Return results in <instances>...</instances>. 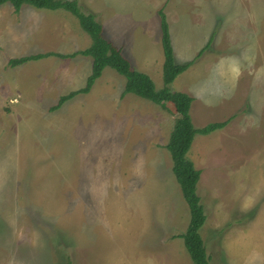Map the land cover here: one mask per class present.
<instances>
[{"label":"rangeland","instance_id":"rangeland-1","mask_svg":"<svg viewBox=\"0 0 264 264\" xmlns=\"http://www.w3.org/2000/svg\"><path fill=\"white\" fill-rule=\"evenodd\" d=\"M77 2L101 25L121 13L138 23L136 31L152 41L136 38L127 24L121 41L144 71L150 66L141 63L159 53L163 60L165 14L176 62L193 61L180 74L184 81L170 87L196 93L194 127L230 120L197 134L188 153L201 173L197 194L207 220L200 234L209 264H264V0ZM200 4L212 8L207 21L215 17L208 44L199 38L206 28ZM14 11L10 3L0 7V264H193L178 237L190 209L165 147L179 114L134 94L121 97L126 79L110 67L89 93L53 110L86 85L92 57L49 56L17 67L10 59L70 55L92 39L64 9L25 4ZM235 57L247 66L217 84L215 66L235 68ZM200 59H213L207 74L198 73ZM154 76L162 89L163 77ZM233 78L232 90L226 85Z\"/></svg>","mask_w":264,"mask_h":264},{"label":"trees","instance_id":"trees-1","mask_svg":"<svg viewBox=\"0 0 264 264\" xmlns=\"http://www.w3.org/2000/svg\"><path fill=\"white\" fill-rule=\"evenodd\" d=\"M6 3H10L16 12L25 4L38 9H64L69 11L78 18L80 26L92 39V43L87 49L74 52L70 55L52 52L45 53V55H30L10 59V66L17 67L28 61L49 56L69 58L84 55L92 57V71L87 78L86 85L80 90L60 97L58 104L52 108L53 110L59 109L64 103L73 99L76 95L89 93L92 85L101 77L104 69L110 67L126 79L121 97L127 94H134L142 99L159 104L165 109L168 108L170 113L179 114V117L174 122L169 140L165 145L173 162L172 171L177 183L181 187L191 216L186 232L178 235V237L184 240L185 248L193 264H209V257L200 234L207 220L204 206L197 194V184L200 180L201 173L188 158V153L197 134L207 135L224 128L230 120L209 123L200 129L194 127L190 115L193 98L188 94L175 92L170 87L176 78L188 69L193 61L184 64H178L176 62L170 39L169 25L165 14L160 12L161 42L164 52V86L162 89H157L155 83L147 74L134 69L130 61L124 57L122 51L104 37L103 27L97 21L96 16L91 13H83L78 6L77 0H0V7Z\"/></svg>","mask_w":264,"mask_h":264},{"label":"crops","instance_id":"crops-1","mask_svg":"<svg viewBox=\"0 0 264 264\" xmlns=\"http://www.w3.org/2000/svg\"><path fill=\"white\" fill-rule=\"evenodd\" d=\"M199 7H200L199 9L201 11V13H200L201 16H202V12H203L204 13V18H205V19H202L200 17L201 19H199V25L202 23V25H200V26L206 27V28H204V30H201L200 29V31H199V33H200L199 38H202V39L207 40L206 44H208L212 40L213 34H214V30L216 28V25H215V17H213V21L212 22H210L211 21V18H210V21H207V18H206V16H208L207 10H210L211 11L212 8H210V6H207L205 4H200ZM185 14H186V12H184L182 14L183 15L182 22L185 21L186 18L189 19L188 15L187 14L185 15ZM200 20H202V21L200 22ZM167 22H168V20H167ZM126 24L132 30V34L135 35L136 38H139L140 37V34H141L145 38V40L152 41L147 33L144 34L142 32L136 31V29L138 28V23L135 20H126V18H125V16H124L123 13H121L120 15H117L115 17H110L108 19V21H107V24L106 25H102V27H103V35L114 46H116L117 48H119L122 51V54L124 55V57L127 58L130 61V63H131V60L128 57L131 54V52L130 51L126 52L124 50V45H123V42L121 41L122 40L121 39V36H122V32H121L122 31V27L124 25H126ZM216 24L218 26V24H220V20H218ZM168 25H169V23H168ZM189 25H191L190 24V21H189ZM226 27H228L227 34H228V32L233 31L232 30V24L231 25H228ZM181 28H182V31L185 33V30L186 29L183 28V25L182 24H181ZM170 39H171V37H170ZM141 41H142V39H141ZM141 41H139V42H141ZM156 45L158 46L157 43H156ZM161 46H162V42H161ZM205 49H203V50H205ZM162 52H163V47H162ZM139 55L141 57H143V55L141 53H139ZM224 56L225 55H222L221 57H219V62H218L219 65L221 63L222 58H224ZM217 57H215V58H217ZM238 59L239 58H237V57L234 58L233 64L235 65V68L233 66H231L230 68H227V69H224V68L220 69V66L219 67L218 66H215V76L217 75L218 77L216 79H214V80L217 82V84H218V82H220V80L222 82H226L227 81V78L236 77L239 74V72H238L239 70L243 71V69H245V67L247 66V63L244 64V65H242L243 63L240 62ZM154 60H156V62H154ZM191 61H192V59H191ZM206 62L207 61H205V60H202V62H201V59L199 61L197 60L196 65H200V68L197 69L198 70V73H206L207 74L208 72H210V69L212 67L211 63H213V59H212V61L210 63L209 62L206 63ZM145 63H147V65L150 66L149 70L148 71H144V70H142V69L139 68L138 70L140 72L147 74L152 80H153V76L154 75H156V76H154L156 78V80H157V75L158 74H160V77H163L164 52H163V60L162 61H161V56H160V53H159V55L157 57L153 58L150 61H145L144 63H141V64H145ZM159 63L161 64V66H160V73L158 72V74H157V71L155 69H157V65ZM198 63H201V64H198ZM132 67H133V65H132ZM135 67H137V66H135ZM135 67H133V68L136 69ZM192 75H194V73H192L190 71V75L189 76H192ZM181 76L182 75H180L174 81V84L180 85L184 81L181 78ZM190 80H189V82H190ZM161 83L164 85L163 81ZM226 87L229 88V89H232V90L235 89V87H236V80H235V78L228 80V83H227ZM172 90L175 91V92L185 93L184 91H178V90H176L174 87H172ZM186 92L187 93H185V94H188L189 96H191L193 98V100L196 99V93L192 89H191V91L187 90ZM219 103H222V101L220 100ZM235 112H236L235 111V108H233V107L229 111V113H231V114H234ZM228 118L229 117H224L222 121H226V120H228ZM222 121H220V122H222ZM227 125H229V123Z\"/></svg>","mask_w":264,"mask_h":264}]
</instances>
